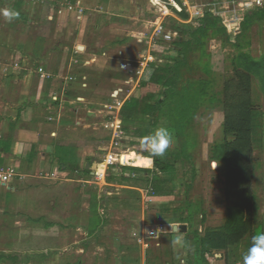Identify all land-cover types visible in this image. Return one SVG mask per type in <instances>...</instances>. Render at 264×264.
<instances>
[{
  "label": "crops",
  "instance_id": "crops-1",
  "mask_svg": "<svg viewBox=\"0 0 264 264\" xmlns=\"http://www.w3.org/2000/svg\"><path fill=\"white\" fill-rule=\"evenodd\" d=\"M107 1H0V5L5 4L6 12L18 13L13 19L16 25L18 20L27 26L22 30L12 24L13 21L8 22L6 17L0 15V168L11 167L18 174L7 186L0 184V252L5 256L0 259V264H82L83 255L90 263L110 264L108 256L103 254L109 250L103 241L104 237L115 240L116 245L120 246V252L125 253L126 256L122 255L118 264L127 260L133 264L138 261L146 264L148 257L154 264L156 257H159L160 262L162 258L164 264H169L165 263V252L159 253L151 249L159 247L167 236L168 240L173 238L174 234H170L174 232H167L171 229L169 225L182 223H169L161 217L158 218L163 220L158 221L148 215L150 210L157 208L156 203L160 202H164L167 209H173V201L177 198L172 195L157 196L151 186L143 190L140 186L142 180L138 178L141 174L136 172H129L132 178L124 181L125 184L113 183L107 168L104 170L102 166L109 144V138L105 135L108 134L109 137L110 134L104 128L110 116L106 115L103 105L111 103V99L95 97L93 90L82 91V88H93L91 81L94 78L96 84H103L107 81L103 77L109 76L111 70L115 75L119 72L116 75L118 79L112 80L123 84L126 89L127 96H119L122 107L126 101L137 97L134 93L140 84L154 86L149 83V78L143 82L137 80L136 87L130 85V81H135V68L140 65L136 59L144 55L145 47L132 53L122 51L129 44L126 41L129 37L134 39L137 48L144 46L138 42V38L147 34L141 26L146 28L152 20H143L141 12L138 13L141 17L136 15L131 20L126 14L103 12L102 8H105ZM138 2L141 4L142 0ZM152 2L160 4L157 0ZM27 6H32L35 10L30 16L32 20L29 19V11L25 9ZM43 7H47L49 12L42 18L39 11ZM171 12L168 11V17ZM101 15L105 17L102 18ZM39 20L50 24L51 30L46 38L35 36L34 27L27 30L30 26L28 24L33 25ZM130 24L132 25L129 28ZM66 30H70L67 33L69 45L61 40ZM120 31L125 32L122 35L125 37L120 36ZM93 38L98 40L94 46ZM54 39L56 43L53 46L51 43ZM34 40L38 49L32 53L30 44ZM102 40L109 41L102 44ZM40 42L43 46H40ZM74 47L78 50L76 55ZM24 50H27L30 60L34 58L32 61L19 68L7 63L6 58L10 54L14 57L24 53ZM243 52L252 55L249 50L243 49ZM38 56L42 58V62L36 61ZM98 60L111 64V67L101 69L96 65L94 70H99L95 73L98 76H92L91 66ZM127 61H131V74H126L120 66L121 63H129ZM115 62H118L117 66ZM38 67L44 69V76L38 74ZM80 78L86 80L82 88ZM253 80L258 83L257 79ZM118 91L116 93L120 94L121 89ZM122 161L136 168L152 165L151 160H146L134 152L124 154ZM95 171H104L105 177L97 181ZM113 171L115 178L127 176L122 177V173ZM150 179L151 183L152 178ZM113 187L115 191L107 190ZM117 205L130 216L128 220L113 216V213H119L113 212ZM10 214L14 215L12 225L8 218ZM30 215L37 217L36 220L25 219ZM160 225L164 226V231L154 234ZM30 237H36L39 241L34 246L39 251H26L30 245L26 243V239ZM97 240L100 246L97 250L101 254L98 258L95 255L90 258L88 254ZM248 247V242L243 243L240 253L236 255H232L230 250L228 264L230 260L236 261L235 264H242V257ZM35 252L39 256H46L36 259ZM41 252L44 254L40 255ZM130 252L138 256H132ZM12 253L20 254L21 258L18 261L17 257L7 258ZM217 254L214 251L211 259L217 263L222 262L223 259Z\"/></svg>",
  "mask_w": 264,
  "mask_h": 264
},
{
  "label": "rangeland",
  "instance_id": "rangeland-1",
  "mask_svg": "<svg viewBox=\"0 0 264 264\" xmlns=\"http://www.w3.org/2000/svg\"><path fill=\"white\" fill-rule=\"evenodd\" d=\"M1 1V0H0ZM175 5H173V3ZM261 2V4H257V2ZM8 2V1H7ZM162 4L164 6H167L169 11L171 12L170 17L167 15V20H165V25L168 27H176L177 29H181L182 26L186 24H191L196 27L197 24H195L196 18L199 17V15H195L197 11L199 12H209L213 16L217 17L219 19V26L218 29L220 28V32H216L218 29H208L206 37H204V49L203 53L205 57L200 59L201 53L194 52V55L190 57L191 62H193L196 66V69L194 72V75L196 78L199 76H203L202 66L205 63L210 64L211 68V75L209 76L212 78L214 82V86H216L215 90L216 92L220 91V89L223 86L224 80L229 78L233 73V58L236 51V48L231 46V44L236 42H240L242 49L249 50V52L254 56L250 55L251 57L257 59V57H261L264 55V20H258L256 17L251 21L250 25L247 26L246 28V33L242 37V39L236 40L235 36L241 31V24L245 22L247 16H250V14H253L256 9L258 10H264V0H161ZM143 4V5H142ZM155 5V3L153 2ZM142 5V7H141ZM160 5V4H159ZM163 5H160L159 7H154L149 3V0H142L141 4H139L138 0H108L104 6L105 8L103 9V12H108L110 14H117L120 13L126 14L128 18H135L138 13L141 12L143 14V20L146 21H151L154 20L153 17L155 15L159 14V9L162 7L165 9ZM137 8H142V10H138ZM28 10V15L29 19L30 16L35 12L34 9H32V6L25 8ZM49 12V9L47 7H43L41 11H39V14H41L42 18L43 16H46L47 13ZM5 13H6V6L0 5V15H3L5 18ZM194 14V15H192ZM174 15V17H172ZM102 18L105 17V15H101ZM106 16H108L106 14ZM109 17V16H108ZM138 17H141V15H138ZM32 20V19H30ZM42 20V19H41ZM13 21V20H12ZM11 21V22H12ZM254 21V22H253ZM9 22V21H8ZM40 22V20H39ZM37 22L35 24H28L30 25L27 30L30 31V28L33 29V34L42 36L43 38H46V36L49 34V31L51 30L50 24L44 23V22ZM241 22V23H240ZM132 23V22H131ZM12 24H15V26L21 28L22 30H25L27 26L21 22H18L17 20V25L15 21H13ZM234 24V25H232ZM132 24L128 25L130 28ZM150 25H146V28L144 26H141V28H144V32L150 33L151 29L149 27ZM140 29V27H137ZM125 29V28H123ZM128 29V28H127ZM126 29V30H127ZM29 31L27 32L29 34ZM53 31V28H52ZM51 31V33H52ZM70 32V30L64 31V36L61 38L63 42H66L69 45V40L67 39V33ZM120 36H122L125 32L120 31ZM52 36V34H51ZM106 36V35H105ZM122 37H125L122 36ZM121 37V38H122ZM34 38V35L32 39ZM31 37L29 38V40ZM134 39L131 37L127 38L126 41H129V44L127 43L125 45L126 48H122V51L126 52H131L132 51H137V49H143L144 46L140 45L138 48L136 45H134ZM51 41V39L49 40ZM98 41V40H96ZM93 38V46L94 43L96 42ZM107 40L106 42H108ZM238 41V42H237ZM103 42L102 44L106 43ZM35 40L31 41L30 44V51L34 53V50L37 52L38 46ZM51 43V42H50ZM56 43V40H52L53 46ZM40 46H43L42 42H40ZM50 44V45H51ZM28 45V44H27ZM35 46H37L35 48ZM39 46V47H40ZM164 47V46H163ZM25 51V52H24ZM22 54L18 55H13L10 54V56L7 59V63L11 64L13 62L19 61L21 64L20 66L24 65L25 63H28L29 61H32L33 59H29V55H27V50H24ZM75 55L78 54V50L75 49ZM31 53V54H32ZM157 58L162 55V46H158L153 53ZM13 58V59H12ZM87 59V58H86ZM22 60V61H21ZM41 60L42 58L38 56V59L36 61ZM77 60V59H76ZM127 60H132V59H127ZM137 60V59H136ZM89 63L93 61L88 60ZM114 62V61H113ZM119 62V61H118ZM118 62H115L116 66L118 65ZM131 63V61H127ZM155 63L157 61L152 62L151 64L148 63L147 69L144 72L142 76H138L135 74L133 77L135 81L132 83L130 81V85L136 87L137 85V80H140V82H143L144 80L150 79L151 75L154 72V67ZM162 61L158 60V64H161ZM124 64V63H121ZM198 64V65H197ZM201 64V65H199ZM99 66V68L103 69L104 67L110 68L111 64L108 65V63H103V60H98L96 63L91 66V69L93 71L92 76H95V73H98V69L94 70V66L96 67ZM115 66V67H116ZM121 66V65H120ZM106 68V69H107ZM143 68V67H142ZM200 68V69H199ZM119 71L121 72L122 70ZM131 69V68H129ZM136 69V68H135ZM124 70V69H123ZM118 71V70H115ZM115 72L111 70V74L107 77H103L107 79V81H104V83H99L96 84V79L94 78L93 81H91V89L89 88H82V85H85L84 78H80V84L82 91H89L93 90V95L95 97H102L103 99H111V103H104L105 105V110L107 112L104 113L108 116H110L109 111H111V107L114 105V101L118 100L120 101L121 99L119 96L126 97L127 93L126 89L124 88V85L112 80V79H118L116 76L119 74V72H116V75L114 74ZM127 74V73H126ZM98 76V75H96ZM103 76V75H101ZM145 76V77H144ZM82 77V76H81ZM113 77V78H111ZM93 79V78H92ZM121 89L120 94H116V92H119L118 90ZM81 91V89L79 88ZM81 91V92H82ZM150 92H155L159 93L160 88L156 86H149L148 84H140L138 86L136 92L134 95L138 96H143L146 95L147 93ZM144 93V94H143ZM261 91L259 90V85L256 82V80H253V92H252V101L255 107L258 108V113L253 116V171H254V177L252 181V189H253V194H254V201L252 202V209H251V216L253 220V225H252V230L249 234H247L240 242V245L234 246L232 249L231 248H223L220 249L216 252L220 255V257L223 259L222 262H216V260L211 259L213 258L212 255L207 256V264H228V259L230 258V250H232V255H236L239 250L241 251V246L243 243L248 242L250 246L251 242V237L256 234L258 231H264V95H261ZM221 104V103H220ZM102 107V106H101ZM100 110V107L99 109ZM108 121H114L111 117L107 118L106 120ZM194 125L192 128H190L191 131L194 132L196 135L195 143L189 144L187 143L188 146L182 147V141H178L177 135L173 129L169 127V125L165 122L160 123L158 126H166L169 128L172 133L174 134V146L171 148V150L167 153L175 156L181 155L182 153L179 151L180 149L185 150V155H184V163L185 166L178 170L176 172L175 177L166 175L164 178H174L172 181H170L167 186H166V191H167V196H174L177 199L173 201L174 203V208L177 206H182L184 204V196L187 194V200L191 203H197L199 206L197 208V213L195 207H189L186 209L187 214L190 215L191 217V224L190 226L187 227V232L185 234L191 235L188 237V241L192 239V244L191 245V252L195 251L198 249L196 246H194V242H197L198 237L196 235V231L200 229L201 231L198 230L200 235L203 234V231L205 227H218L221 226L225 219H226V200H225V179H224V167L222 163L218 160H216L214 156V145L216 143H221L223 140V134H222V124L224 121V112L223 109L221 108L220 105L216 104V107L212 108L211 110H208L207 105L204 107L200 108L198 113L194 116ZM122 124V122H121ZM157 126V127H158ZM126 129H123V135L119 138V150L123 151L125 153H132L134 152L135 154H139L142 156V158L149 160L148 154L146 152H143L142 149L139 146V141L140 137L136 135L135 133H132L133 130L136 129V125H128L125 126ZM121 128H124L123 124ZM106 132H110L106 130ZM107 136L106 138H109V141H111V133L105 135ZM105 139V138H104ZM107 152H105L106 154ZM169 157V156H168ZM169 160H172V157L169 158ZM153 161V160H151ZM132 163V162H131ZM125 167H133L131 164L123 165ZM118 167L120 166H111L107 169V173L109 175V178L114 179L115 176V171H118ZM103 168V167H102ZM135 168V167H134ZM140 168H145L149 170V174L141 173V176L138 177L140 178L141 182V188L147 189L148 186L150 185V178H154L155 172H157L154 168L153 165L150 164V166L142 165ZM113 169V170H112ZM127 175L126 177L123 178V180H129V178H132L131 174L128 173H123L122 177ZM111 179V180H112ZM149 180V181H148ZM113 183H118V184H125L126 182L122 181L121 183L112 180ZM154 182V179L152 180ZM128 183V182H127ZM107 190L115 191L116 189L113 188H107ZM157 202V201H156ZM148 204V203H147ZM146 205V202H145ZM157 208L154 210H150V214L148 217L153 218L156 220H163L159 219L158 217L161 216H167L169 217L172 213L171 212H166L164 211L167 209L164 204V202L156 203ZM165 207V208H164ZM177 207V208H179ZM140 207H137L139 209ZM170 209V210H174ZM167 209V210H169ZM132 210V209H131ZM113 212H119L117 214L113 213V216L115 218H119L120 220H128V217L130 216L126 215V211L120 210L119 205L114 206ZM176 216V215H175ZM12 217L14 215H8L9 220H11V225H12ZM132 217V215H131ZM37 217L30 215L29 217L27 216L25 219H31V220H36ZM132 219V218H131ZM166 221L169 219L164 218ZM164 220V221H165ZM117 221V219H116ZM9 230H7V233ZM171 229H169L167 232H170ZM175 235V233H173ZM6 235V234H5ZM173 235V236H174ZM170 238V235H169ZM172 238L168 240V236L166 239H164L161 242V245L157 247L156 249H151V250H157L159 253H166L167 255L165 263L169 264H191V261L189 260L190 257V250L188 251H177L174 249L171 244ZM26 243H30L29 248L26 250H35L39 251L37 247L34 248L35 244L38 243L39 241L37 240L36 237H30L26 239ZM99 241H102L101 239H98ZM95 243L94 248H91L90 253L88 256L91 258V256H96V258L99 257L100 251L97 250V247L100 248V246ZM38 241V242H37ZM103 241H105L106 245L108 246L109 250L107 252H104L103 254L108 256L110 259V264H118V260H120V257L124 255L123 253L120 252L118 247L120 248L119 245H116L117 242L109 237H104ZM25 243V242H23ZM24 247V246H23ZM93 247V246H92ZM152 247V246H151ZM121 251H123L121 249ZM93 252V253H92ZM0 252V259L2 257H5L3 254ZM36 253V259L43 258L46 256H39L38 252ZM132 256H138L137 254L130 252ZM240 253V252H239ZM44 253H40V255H43ZM217 254V255H218ZM10 255V254H9ZM11 257L7 258H15L17 257L16 261L21 258L20 254H11ZM154 255V253H153ZM218 255V256H219ZM231 255V257H233ZM126 256V255H124ZM177 256L180 258L177 259ZM193 256L195 259L197 257L199 258L198 254L194 252ZM193 257V259H194ZM156 262L155 264H160V262L155 259ZM162 262V258H160ZM75 261V258H74ZM82 264H93L88 262V258H86L85 255H83V258L81 259ZM236 262V261H235ZM234 260H230L229 264H235ZM121 264H133L129 262L128 260L125 262H120ZM8 264H22V263H8ZM75 264V262H74ZM81 264V263H79ZM98 264V263H95ZM134 264H140V262H136Z\"/></svg>",
  "mask_w": 264,
  "mask_h": 264
},
{
  "label": "trees",
  "instance_id": "trees-1",
  "mask_svg": "<svg viewBox=\"0 0 264 264\" xmlns=\"http://www.w3.org/2000/svg\"><path fill=\"white\" fill-rule=\"evenodd\" d=\"M255 17L260 21L264 20V10L256 9L253 14L246 17L245 22L241 24V31L235 36L236 40L242 39L248 30L247 26ZM194 20L196 27L191 25L192 23L182 26L181 29L173 26L172 29L178 33V37L169 43L161 42L162 55L158 59H161L162 63H155L156 67L149 79V83L159 87L160 92H150L126 101L121 109L120 119L124 129L130 124L136 125L132 133L140 138L147 136L160 123L165 122L175 131L178 141H182L184 148L188 146L187 143L189 146L195 143L196 135L190 128L194 125V116L200 108L207 105L208 110H211L217 104L223 109V140L214 145L213 157L224 167L226 219L221 226L205 227L202 235L196 231L198 240L192 247L196 246L198 249L192 252L190 250L189 257L191 264H205L208 255L214 256V251L237 245L252 230L253 116L259 112L253 104L252 92L253 79H257L259 89L264 95V55L257 59L253 58L243 52L240 42L237 45L236 42L232 43L231 46L237 51L233 58V74L224 80L222 88L216 92V86L213 85L215 81L209 77L210 64H203L202 69H199L204 74L196 78L193 72L196 66L190 57L198 51L201 53L200 59L205 57L203 39L208 29H218L219 19L209 12H203L202 16ZM216 32H220V28ZM183 148L179 150L182 157L168 154L169 157L156 158L152 161L157 172L152 178L154 182L151 181L149 186L155 195H168L166 186L174 178L164 176L175 177L176 172L185 166ZM170 157L172 160H169ZM117 169L118 173L122 174L128 172L149 174V170L145 168L120 166ZM113 180L119 183L125 181L123 178ZM187 197L186 194L184 204L179 208L165 209L164 211L172 214L161 218L169 219V223L190 226L191 217L186 209L195 207L197 213L199 205L189 202ZM184 235L187 240L191 236ZM189 243L192 244V239ZM194 252L200 257L195 259ZM156 259L160 262L159 257ZM146 264L154 262L148 257Z\"/></svg>",
  "mask_w": 264,
  "mask_h": 264
},
{
  "label": "built area",
  "instance_id": "built-area-1",
  "mask_svg": "<svg viewBox=\"0 0 264 264\" xmlns=\"http://www.w3.org/2000/svg\"><path fill=\"white\" fill-rule=\"evenodd\" d=\"M153 0H149V3L154 7H159L160 5H163L161 0H157L160 5L152 4ZM173 3V1H171ZM257 4H261V2H257ZM173 5H175L173 3ZM164 6V5H163ZM165 9L162 7L159 9V14L155 15L154 20L149 22L151 25V32L149 34H143L140 38H138V42L143 44L145 47L144 55L138 56V59L140 63L139 67L136 68L135 74L139 77L142 76L145 72V69L147 68L148 63H152L161 59H158L153 53L155 52L156 48L163 43H169L173 40H175L178 37V33L173 30L171 27H168L165 25V20L167 19V15H169L168 11L169 9L167 6H164ZM203 12L197 11L195 15L201 16ZM194 15V14H192ZM241 23V22H240ZM234 25V24H232ZM147 54V55H146ZM22 61V60H21ZM162 61V60H161ZM14 68L20 67V62L16 61L11 63ZM143 67V68H142ZM121 68L126 71V73L131 74L132 69L131 63H125L121 65ZM38 74L41 76H44V69L42 67L37 68ZM117 94V93H116ZM122 107V102L115 100L114 105L111 107V111H109L110 117L114 120L108 121L104 124V128L111 133V141H109L108 148L106 149V154L102 160V166L104 167V170L111 166H123L127 165L124 164L122 161V157L124 154H126L123 151L119 150V138L124 134L123 129L121 128V120L119 117V112ZM16 176H18L17 172L14 168L8 167V168H0V184L7 186ZM105 177L104 171H95V179L97 181L103 179ZM156 230H159V232L164 231V226L160 225L157 227ZM150 233V232H149Z\"/></svg>",
  "mask_w": 264,
  "mask_h": 264
},
{
  "label": "clouds",
  "instance_id": "clouds-1",
  "mask_svg": "<svg viewBox=\"0 0 264 264\" xmlns=\"http://www.w3.org/2000/svg\"><path fill=\"white\" fill-rule=\"evenodd\" d=\"M18 13L6 12V19L11 22ZM174 134L166 126L155 127L147 136L140 138L139 146L143 152L148 154L149 160L164 158L174 146ZM171 231L175 233L170 241L171 246L179 251H188L191 245L187 237L180 230L179 226L169 225ZM157 230L154 234H157ZM180 257L177 256V259ZM242 264H264V231H258L251 237L250 246L242 257Z\"/></svg>",
  "mask_w": 264,
  "mask_h": 264
},
{
  "label": "water",
  "instance_id": "water-1",
  "mask_svg": "<svg viewBox=\"0 0 264 264\" xmlns=\"http://www.w3.org/2000/svg\"><path fill=\"white\" fill-rule=\"evenodd\" d=\"M176 226L180 227V230L183 231V234L187 232V226L185 224H181V225L176 224Z\"/></svg>",
  "mask_w": 264,
  "mask_h": 264
},
{
  "label": "bare ground",
  "instance_id": "bare-ground-1",
  "mask_svg": "<svg viewBox=\"0 0 264 264\" xmlns=\"http://www.w3.org/2000/svg\"><path fill=\"white\" fill-rule=\"evenodd\" d=\"M152 4H153V2H152Z\"/></svg>",
  "mask_w": 264,
  "mask_h": 264
}]
</instances>
